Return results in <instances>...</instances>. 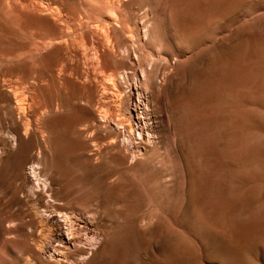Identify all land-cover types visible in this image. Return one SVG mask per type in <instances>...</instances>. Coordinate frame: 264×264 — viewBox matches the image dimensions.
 <instances>
[{
  "label": "rangeland",
  "instance_id": "rangeland-1",
  "mask_svg": "<svg viewBox=\"0 0 264 264\" xmlns=\"http://www.w3.org/2000/svg\"><path fill=\"white\" fill-rule=\"evenodd\" d=\"M0 264H264V0H0Z\"/></svg>",
  "mask_w": 264,
  "mask_h": 264
}]
</instances>
